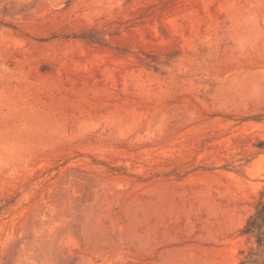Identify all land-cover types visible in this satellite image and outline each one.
<instances>
[{"label": "rangeland", "instance_id": "1", "mask_svg": "<svg viewBox=\"0 0 264 264\" xmlns=\"http://www.w3.org/2000/svg\"><path fill=\"white\" fill-rule=\"evenodd\" d=\"M263 190L264 0H0V264H264Z\"/></svg>", "mask_w": 264, "mask_h": 264}, {"label": "trees", "instance_id": "2", "mask_svg": "<svg viewBox=\"0 0 264 264\" xmlns=\"http://www.w3.org/2000/svg\"><path fill=\"white\" fill-rule=\"evenodd\" d=\"M242 233L255 235L259 250L264 253V190L260 194L255 212L248 218L245 226L242 228ZM253 255L259 254L253 252ZM248 258L249 256H246L241 261V264H247Z\"/></svg>", "mask_w": 264, "mask_h": 264}]
</instances>
